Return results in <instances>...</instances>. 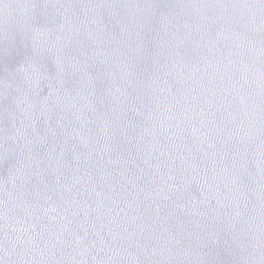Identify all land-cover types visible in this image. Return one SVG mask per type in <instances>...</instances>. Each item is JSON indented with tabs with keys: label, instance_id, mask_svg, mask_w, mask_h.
<instances>
[{
	"label": "water",
	"instance_id": "95a60500",
	"mask_svg": "<svg viewBox=\"0 0 264 264\" xmlns=\"http://www.w3.org/2000/svg\"><path fill=\"white\" fill-rule=\"evenodd\" d=\"M0 264H264V0H0Z\"/></svg>",
	"mask_w": 264,
	"mask_h": 264
}]
</instances>
